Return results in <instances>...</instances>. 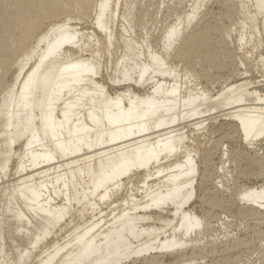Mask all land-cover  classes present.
Listing matches in <instances>:
<instances>
[{
  "label": "bare ground",
  "instance_id": "bare-ground-1",
  "mask_svg": "<svg viewBox=\"0 0 264 264\" xmlns=\"http://www.w3.org/2000/svg\"><path fill=\"white\" fill-rule=\"evenodd\" d=\"M263 37L264 0H0V264H264Z\"/></svg>",
  "mask_w": 264,
  "mask_h": 264
},
{
  "label": "rangeland",
  "instance_id": "rangeland-1",
  "mask_svg": "<svg viewBox=\"0 0 264 264\" xmlns=\"http://www.w3.org/2000/svg\"><path fill=\"white\" fill-rule=\"evenodd\" d=\"M263 39H264V37H263ZM251 77L254 79L253 81H256V82H261V80H263L262 78H261V74L259 73V72H255V71H253L252 72V74H251ZM261 78V79H260ZM263 83V82H262ZM259 84V89L261 90V91H263L264 92V85L263 84ZM263 85V86H262ZM261 87V88H260ZM236 221V222H235ZM244 221L245 220H243V222H242V219L240 220V219H231V221H230V227H229V229L228 230H230L231 232H232V234H236L237 232H236V229H237V227H239V228H241L242 226L241 225H245V223H246V221H245V223H244ZM241 222V223H240ZM235 223V224H234ZM244 223V224H243ZM241 224V225H240ZM234 225V226H233ZM241 227H240V226ZM236 226V227H235ZM232 229V230H231ZM252 255L250 256V258L252 257V258H254L255 256H256V254L257 253H255V252H257V251H255L254 252V250L252 249ZM253 253H255V254H253ZM254 256V257H253ZM251 258V259H252ZM260 257H259V259H258V261L260 262V263H258V261H257V259L256 260H254L253 262L254 263H252V264H256V262H257V264H261V261H260ZM262 260V259H261ZM249 264H251V263H249Z\"/></svg>",
  "mask_w": 264,
  "mask_h": 264
}]
</instances>
